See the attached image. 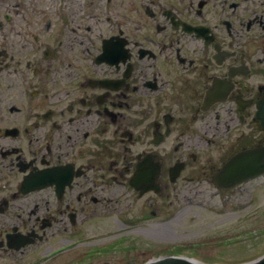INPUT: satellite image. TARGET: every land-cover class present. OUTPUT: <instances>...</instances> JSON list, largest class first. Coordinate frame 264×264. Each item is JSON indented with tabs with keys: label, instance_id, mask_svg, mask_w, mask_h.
Returning a JSON list of instances; mask_svg holds the SVG:
<instances>
[{
	"label": "flooded vegetation",
	"instance_id": "flooded-vegetation-1",
	"mask_svg": "<svg viewBox=\"0 0 264 264\" xmlns=\"http://www.w3.org/2000/svg\"><path fill=\"white\" fill-rule=\"evenodd\" d=\"M80 1L60 28L0 12V264L223 248L191 226L237 235L264 179L224 177L264 170V0Z\"/></svg>",
	"mask_w": 264,
	"mask_h": 264
},
{
	"label": "rangeland",
	"instance_id": "rangeland-1",
	"mask_svg": "<svg viewBox=\"0 0 264 264\" xmlns=\"http://www.w3.org/2000/svg\"><path fill=\"white\" fill-rule=\"evenodd\" d=\"M69 9L59 8L58 0H0V12L11 9L12 13L17 14V10L20 7V12H27L29 14H34L37 11H43L45 15L46 23L51 22L53 26H67L68 23L72 25L71 22V8L74 9L77 5L79 11L81 12L82 5L80 0H68ZM77 1L80 4H77ZM19 4V7H17ZM73 5V7H72ZM25 10V11H24ZM101 17L97 23L104 22L106 17V9L103 5L99 7ZM17 16V15H16ZM24 22V20H22ZM15 24V23H14ZM56 24V25H54ZM91 24V22H89ZM94 24V22H93ZM263 179H258L254 183V190L252 196L249 200H252L251 203L245 205V207H240L238 216V232L237 235L234 231L231 230L230 224L226 221L219 222L220 217L211 214V212L206 211L205 217L201 222H197L192 225L198 233L200 238L205 236L217 235L224 236L227 234L226 238L229 240L230 237H238L237 253L233 254L230 251H226L224 248L214 247L213 249H208L206 251L202 250L197 252L198 258L204 260V262L209 264H230V263H241L255 259L262 254H264V183ZM175 232L185 233L186 230L183 229V226L172 225L170 231L161 230L160 232ZM230 233V234H229ZM174 239H183L186 240L188 237H178V236H169L163 237L158 241V251L153 253H158L159 250L166 248L169 250L172 245V240ZM219 243V240L218 242ZM174 244V243H173ZM224 245V243H223ZM164 251V250H163ZM167 252V251H166Z\"/></svg>",
	"mask_w": 264,
	"mask_h": 264
},
{
	"label": "water",
	"instance_id": "water-1",
	"mask_svg": "<svg viewBox=\"0 0 264 264\" xmlns=\"http://www.w3.org/2000/svg\"><path fill=\"white\" fill-rule=\"evenodd\" d=\"M204 262V260H202ZM147 264H200L192 259L178 257V256H166L163 258H158L156 260L150 261ZM249 264H264V256Z\"/></svg>",
	"mask_w": 264,
	"mask_h": 264
}]
</instances>
